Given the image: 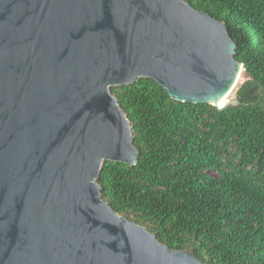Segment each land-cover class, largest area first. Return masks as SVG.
Instances as JSON below:
<instances>
[{"label": "water", "instance_id": "water-1", "mask_svg": "<svg viewBox=\"0 0 264 264\" xmlns=\"http://www.w3.org/2000/svg\"><path fill=\"white\" fill-rule=\"evenodd\" d=\"M235 49L185 0H0V264H207L113 210L97 177L139 153L111 86L224 108Z\"/></svg>", "mask_w": 264, "mask_h": 264}, {"label": "trees", "instance_id": "trees-1", "mask_svg": "<svg viewBox=\"0 0 264 264\" xmlns=\"http://www.w3.org/2000/svg\"><path fill=\"white\" fill-rule=\"evenodd\" d=\"M225 23L246 79L237 104L177 101L152 78L111 86L137 162L105 161L109 206L207 264H264V0H185Z\"/></svg>", "mask_w": 264, "mask_h": 264}, {"label": "rangeland", "instance_id": "rangeland-1", "mask_svg": "<svg viewBox=\"0 0 264 264\" xmlns=\"http://www.w3.org/2000/svg\"><path fill=\"white\" fill-rule=\"evenodd\" d=\"M237 81H236V83H235V85H234V87H233V89L230 91V93H229V95H228V100H232V98H233V94H234V92H235V90L238 88V86L246 79V75L244 74V71L243 72H241L240 74H239V76L237 77Z\"/></svg>", "mask_w": 264, "mask_h": 264}, {"label": "bare ground", "instance_id": "bare-ground-1", "mask_svg": "<svg viewBox=\"0 0 264 264\" xmlns=\"http://www.w3.org/2000/svg\"><path fill=\"white\" fill-rule=\"evenodd\" d=\"M242 72V69L239 71V74ZM239 74H238V76H239ZM237 76V77H238ZM238 80V79H237ZM229 95V94H228ZM228 97V96H227ZM226 96L221 100V101H219L218 103H217V105L219 106V107H221L226 101H228V98H227Z\"/></svg>", "mask_w": 264, "mask_h": 264}]
</instances>
